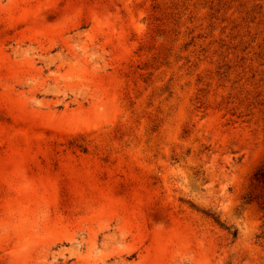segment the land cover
Wrapping results in <instances>:
<instances>
[{"label": "rangeland", "instance_id": "374dc122", "mask_svg": "<svg viewBox=\"0 0 264 264\" xmlns=\"http://www.w3.org/2000/svg\"><path fill=\"white\" fill-rule=\"evenodd\" d=\"M0 264H264V0H0Z\"/></svg>", "mask_w": 264, "mask_h": 264}, {"label": "trees", "instance_id": "16d2710c", "mask_svg": "<svg viewBox=\"0 0 264 264\" xmlns=\"http://www.w3.org/2000/svg\"><path fill=\"white\" fill-rule=\"evenodd\" d=\"M216 221V220H215Z\"/></svg>", "mask_w": 264, "mask_h": 264}]
</instances>
